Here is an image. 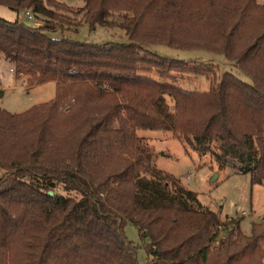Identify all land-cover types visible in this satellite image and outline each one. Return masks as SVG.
I'll use <instances>...</instances> for the list:
<instances>
[{
  "label": "trees",
  "instance_id": "16d2710c",
  "mask_svg": "<svg viewBox=\"0 0 264 264\" xmlns=\"http://www.w3.org/2000/svg\"><path fill=\"white\" fill-rule=\"evenodd\" d=\"M80 1L74 10L58 0H0L61 31L83 23L118 28L128 40L52 39L45 25L0 19V54L15 77L27 87L55 84L47 103L0 109V264H136L127 223L146 241L149 264H264V223L245 235L240 220L190 207L195 193L158 170L137 135L171 132L200 152L217 143L219 165L264 187V5ZM154 46L221 56L252 84L225 72L207 91L185 90L165 80L208 78L212 65L164 58ZM220 229L226 235L214 246Z\"/></svg>",
  "mask_w": 264,
  "mask_h": 264
},
{
  "label": "rangeland",
  "instance_id": "374dc122",
  "mask_svg": "<svg viewBox=\"0 0 264 264\" xmlns=\"http://www.w3.org/2000/svg\"><path fill=\"white\" fill-rule=\"evenodd\" d=\"M66 6L77 9L82 5L80 0H58ZM264 5V0H256ZM0 19L20 23L30 28H40L45 25L49 31L47 36L52 39H69L79 43L105 45L110 43H127L124 32L118 28H96L90 30L81 23L73 30L60 29L54 22L38 20L33 16L28 20L24 13L16 12L7 7L0 6ZM63 28V27H62ZM65 29V28H64ZM155 54L186 62H197L202 65H212L213 73L208 78L195 77L191 74L176 75L165 81L190 91H207L213 75L220 77L228 72L245 84L251 85L252 80L241 73L233 64L223 57L201 51H177L164 46L149 47ZM149 76L157 78L156 74ZM55 96V84L46 83L40 86L27 87L21 80L16 79L12 66L0 54V109L10 114H20L31 107L51 101ZM169 106L172 103L167 99ZM69 102L62 104V112ZM260 128L264 131V117L260 118ZM140 142L155 153L156 168L176 180L187 191L195 193V201L189 200L188 205L194 209L211 210L218 214L221 220H240L239 228L245 235H250L251 224L259 222L257 218L264 217V187L251 185L250 175L237 173L229 166L218 164L215 155L220 153L219 144L212 143V150L206 152L194 151L179 141L171 132L138 131ZM4 171L0 169V177ZM189 176V178H187ZM148 178H151L147 176ZM246 213L247 217H243ZM126 239L136 247V264H149L145 250V243L137 229L130 223L124 228ZM226 232L221 230L214 246H218L225 237Z\"/></svg>",
  "mask_w": 264,
  "mask_h": 264
},
{
  "label": "built area",
  "instance_id": "2783aa9c",
  "mask_svg": "<svg viewBox=\"0 0 264 264\" xmlns=\"http://www.w3.org/2000/svg\"><path fill=\"white\" fill-rule=\"evenodd\" d=\"M24 13V15L27 17V19L28 20H31V19H33V15H32V13H31V11L30 10H26V11H24L23 12ZM187 178H189V176L187 177ZM242 216L243 217H247V216H249V215H247L246 213H242ZM258 219V221L260 222V223H264V217H259V218H257ZM229 220V219H228ZM222 229H220V231H221ZM224 239V238H223ZM222 239V240H223Z\"/></svg>",
  "mask_w": 264,
  "mask_h": 264
},
{
  "label": "crops",
  "instance_id": "0c3cea01",
  "mask_svg": "<svg viewBox=\"0 0 264 264\" xmlns=\"http://www.w3.org/2000/svg\"><path fill=\"white\" fill-rule=\"evenodd\" d=\"M83 5V4H82ZM82 5L80 6V7H78V8H81L82 7ZM21 13H23L24 11H20ZM32 20V19H31ZM42 26H44V25H42ZM41 26V27H42ZM17 79V78H16ZM18 80H21L22 81V84H26V78L25 77H21V78H19ZM35 87V86H34ZM156 162V161H155Z\"/></svg>",
  "mask_w": 264,
  "mask_h": 264
},
{
  "label": "water",
  "instance_id": "95a60500",
  "mask_svg": "<svg viewBox=\"0 0 264 264\" xmlns=\"http://www.w3.org/2000/svg\"><path fill=\"white\" fill-rule=\"evenodd\" d=\"M50 195H52V193H50Z\"/></svg>",
  "mask_w": 264,
  "mask_h": 264
}]
</instances>
